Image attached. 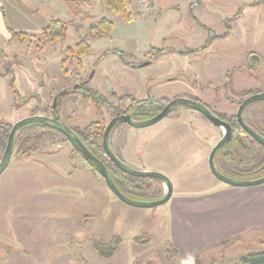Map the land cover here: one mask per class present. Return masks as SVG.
<instances>
[{"label":"rangeland","instance_id":"1","mask_svg":"<svg viewBox=\"0 0 264 264\" xmlns=\"http://www.w3.org/2000/svg\"><path fill=\"white\" fill-rule=\"evenodd\" d=\"M161 2L132 0L136 18L127 22L102 10L99 0H0V13L7 15V35H0V122L13 126L34 115L51 117L52 98L63 89L72 91L75 72L114 103L126 95L137 100L197 97L215 113L237 109L227 103L229 89H220L228 73L235 90L264 89L261 0H169L172 8L164 9ZM102 18L114 24L112 33L91 37L88 28ZM52 20L68 24L67 38L45 43L42 32ZM12 31L29 37L17 42L8 36ZM83 39L92 49L81 58V70L67 49ZM250 53L258 60L246 68ZM9 68L12 75L5 77ZM12 76L19 96L9 86ZM257 111L264 120L263 109ZM58 115L87 134L92 125L107 126L111 120L105 109L99 115L92 102L74 93L59 102ZM224 133L198 113L176 108L150 127L121 125L111 134L110 147L129 167L167 176L173 196L198 195L227 185L209 168L210 153ZM39 137L22 134L0 175V264H183L180 253H173L170 201L155 208L130 206L68 140L56 134ZM258 153L253 145L250 156ZM3 154L0 146V162ZM216 164L226 176L240 179L238 164L222 158ZM140 180L142 191L129 198L152 202L166 195L162 182ZM114 237L121 240L117 252L102 256L97 245ZM263 240L262 234L230 240L202 251L197 264H237L239 257L262 250Z\"/></svg>","mask_w":264,"mask_h":264},{"label":"trees","instance_id":"2","mask_svg":"<svg viewBox=\"0 0 264 264\" xmlns=\"http://www.w3.org/2000/svg\"><path fill=\"white\" fill-rule=\"evenodd\" d=\"M16 1L20 2L21 0H16ZM71 1H81V0H71ZM131 2L132 0H99L102 10L109 9L113 13L120 15L127 22H131L136 18L135 15H133V13L130 10ZM113 29H114V24L108 19L102 18L95 24L91 25L88 28V32L91 37H99V36L101 37V36L110 35ZM228 29L230 28L228 27ZM67 34H68V24L63 23L60 20H52L50 24L45 29H43L42 32L45 43L46 42L54 43L59 40H64L67 38ZM11 37L17 42L24 43L26 42L29 35L24 32L12 31ZM91 49H92L91 45L86 41V39H83L76 45L75 49L68 48L67 52L70 55L77 56L78 65L82 70L83 63L81 58L90 54ZM10 70L11 69L9 68L7 71L10 72ZM66 72L68 71L65 70V73ZM72 81L74 82L75 85L72 91L70 92L66 91L65 94L58 97V95L62 92L61 91L57 95L55 94L54 97L52 98V101L54 102L55 98L58 97L57 108L54 110L52 107V115L54 118H56L59 121H60L58 115L59 102L71 93L81 95L85 100L92 102L96 106L99 115H101V113L105 109L111 115V117H116L130 108V110L135 111V113H133L131 117L133 119L137 117L138 119L140 118L141 120H148L155 117L163 110V108L169 102L168 99H164V98H159V99L149 98L147 100H136L135 97L131 95H127V96L115 97V99L117 98L116 100L117 102L114 103V99L110 100L109 98L90 89L88 87V82L82 83V76L80 72H75V76L72 77ZM9 86L11 90H13V92L17 95V91L15 89L13 79L10 81ZM245 95H247V93L241 94V96H245ZM128 103H130V106L129 108L126 109ZM186 108L191 109L188 107ZM42 111L43 110H41V112ZM173 111L175 110L174 109L171 110L166 118H170L172 116ZM218 116L231 126L233 135L230 142L227 143L225 146H223L221 150L218 152L216 159L222 158L223 160L226 161V163L228 162L230 164L233 163L238 164L240 166L239 170L234 172L240 177L239 180L250 181L264 177V146L259 144L253 138H251L243 130L241 125L238 123L236 115L218 114ZM259 120H261V118H259ZM262 121L263 123L260 129L259 128L258 129L252 128V129L264 137V120L262 119L260 122ZM257 122L255 124L256 127H257ZM106 127L107 126L105 125H101V123L94 124V127L93 125L91 127L92 128L91 134H86L85 131H84L85 133H83V130H80L79 128H71V127L70 128L73 129V131H75V133L80 137V139L83 141L87 149L95 157L100 159L105 164L119 190L128 197H131L129 195L132 194L133 196H135L136 194H139L143 189L142 185H140L141 180L139 178L127 175L122 171H120L118 168L115 167V165L106 155L102 145L103 135ZM11 131H12L11 125L0 122V146L4 148V151L7 146ZM28 132H33L40 135V137L37 138V140H40L52 134H56L66 139V137L63 134L56 131L52 127L43 124H30L23 127L19 131L15 139L14 149L16 146H18L21 139V135ZM253 145H256L259 149V153L256 157L250 156V150L253 147ZM91 166L93 167V165ZM93 168L97 170L95 167ZM133 199H137V198H133ZM227 242H224L222 245H225ZM120 243L121 240L117 237H114L109 244L101 245V248L97 245V251L99 253H102V256L104 257H111L115 255V253L117 252ZM102 249L104 250L107 249L108 253H104ZM173 253H176L178 255L176 249L174 250ZM237 264H264V250L248 252L247 254L238 258Z\"/></svg>","mask_w":264,"mask_h":264},{"label":"crops","instance_id":"3","mask_svg":"<svg viewBox=\"0 0 264 264\" xmlns=\"http://www.w3.org/2000/svg\"><path fill=\"white\" fill-rule=\"evenodd\" d=\"M159 1L161 8H172L174 4L167 5L169 0ZM260 3L264 4V0ZM6 18L7 15L0 13V35H7ZM260 107L264 106L256 105L248 116L252 118L258 109H263ZM169 203L171 240L183 264H196L202 251L222 246L224 242L264 236V185L217 186L203 194H178ZM262 243L260 249L264 250V240Z\"/></svg>","mask_w":264,"mask_h":264},{"label":"water","instance_id":"4","mask_svg":"<svg viewBox=\"0 0 264 264\" xmlns=\"http://www.w3.org/2000/svg\"><path fill=\"white\" fill-rule=\"evenodd\" d=\"M65 92H61L59 96H62L65 94ZM58 97L55 98L54 104H53V109L55 110L57 108V101ZM264 101V93H260L257 95H254L248 99H246L243 104L240 106L238 113H237V119L238 123L241 125V127L245 130V132L253 138L255 141H257L259 144L264 146V137L261 136L259 133H257L255 130H253L248 124L245 123L243 120V112L244 110L251 104L256 103V102H261ZM188 107L191 108L197 112H199L201 115H203L213 126L217 128H223L225 130V133L223 137L218 141V143L214 146L212 149L210 156H209V168L212 172V174L221 182L231 186V187H236V188H246V187H256V186H261L264 185V177L255 179V180H250V181H244V180H237L230 178L226 175H224L217 167L216 165V156L218 152L221 150L223 146H225L227 143L230 142L233 132L231 126L225 122L222 121L219 117L214 115L205 105L198 101H194L189 98H176L172 101L169 102L168 105L164 107V109L155 117L148 119V120H135L131 116H119L112 121L109 122L107 125L104 135H103V148L106 153V155L109 157V159L112 161V163L115 165L116 168H118L120 171L123 173L139 178V179H144V178H150V179H156L160 182H162L166 187H167V193L166 195L157 201H152V202H143V201H138L129 198L125 194H123L117 185L115 184L108 168L105 166V164L95 157L85 146V144L82 142V140L79 138V136L71 129L69 126L64 124L63 122L57 120L54 117H47L43 115H34L28 118H24L17 123H15L12 126V131L10 133L9 139L7 146L5 148L3 157L0 162V175L6 170V168L9 166L13 152H14V144H15V139L19 133V131L30 124H43L47 125L49 127L54 128L56 131L60 132L63 134L66 139L70 142V144L73 146V148L81 154L93 167H95L98 172L102 175V177L105 180V183L109 187V189L114 193L116 197H118L122 202L134 206V207H141V208H155L157 206H161L169 202L173 196V184L171 180L157 172L153 171H139L136 169H133L126 165L123 161H121L111 150L110 147V138L111 134L114 130V128L119 125V124H128L131 127L135 129H143L146 127L153 126L166 118L169 114V112L175 108V107Z\"/></svg>","mask_w":264,"mask_h":264},{"label":"flooded vegetation","instance_id":"5","mask_svg":"<svg viewBox=\"0 0 264 264\" xmlns=\"http://www.w3.org/2000/svg\"><path fill=\"white\" fill-rule=\"evenodd\" d=\"M230 28V27H229ZM230 30V29H229ZM210 40H212V38H209V39H207V45H209V42L208 41H210ZM254 53H250L249 55H247V58H246V60H245V67L246 68H251V67H253V64L256 62V60L255 59H257V57L255 56V55H253ZM258 60V59H257ZM9 75H12V69L10 70V72H8L6 75H4L5 77H8ZM231 77H232V74H230V73H228L227 75H226V78H225V84H223V85H221V88L220 89H222V88H227V89H229V91L230 92H228L229 94H228V96H226L227 98H226V100H227V103L229 104V105H231V107H237V109H236V111H233V112H231V113H222V112H218V113H215L208 105H207V102H204V101H202L201 99H199V98H197V97H184V98H189V99H192V100H194V101H198V102H200V103H202L203 105H205L214 115H216L217 117H219L218 116V114H227V115H236V117H237V113H238V110H239V108H240V106L243 104V102L246 100V99H248V98H250V97H252V96H254V95H257V94H260V93H264V89L263 90H259V88H248V89H244V90H235L234 89V87H233V85H232V82H231ZM15 78L16 77H14V76H12V79L14 80V85H15V89H16V91H17V95H20V93L19 92H21V91H19V89L17 88V86H16V80H15ZM11 79V80H12ZM84 82H88L87 80H83L82 79V83H84ZM89 83V82H88ZM74 84V83H73ZM75 85H73V87H74ZM63 90H65V89H63ZM63 90H62V92H63ZM72 90H73V88H72ZM61 92V91H60ZM60 92H58V93H60ZM67 92H70V91H67ZM57 93V94H58ZM242 93H247V95H245V96H241V94ZM56 94V95H57ZM127 96V95H126ZM35 98H37V97H35ZM150 98H157V97H154V96H150ZM160 97H158L157 99H159ZM164 99H168L169 100V98H166V97H163ZM179 98H183V97H179ZM37 99H39V98H37ZM136 99V98H135ZM137 100V99H136ZM145 100H147V99H145ZM174 100V99H173ZM170 101H172V99L171 100H169V102ZM231 101H233V102H231ZM169 102L167 103V105L169 104ZM261 102H263V101H261ZM256 105H259V102H256V103H253V104H251V105H249L245 110H244V112H243V120L245 121V123L246 124H248L249 126H251V128H253V129H258V127L257 128H255V127H253V126H255V124H256V122L259 120V117H257V115H256V113L258 112V111H256L255 112V114H253L252 115V118H250L248 115H249V113H251L255 108V106ZM263 106H264V103L262 104ZM129 106H130V103H128L127 104V106H126V109L127 108H129ZM177 109L178 108H184V109H186V110H188V111H193V112H196V113H198L199 115H201L199 112H197V111H195V110H191V109H187L186 107H182V106H179V107H176ZM261 108H263V111H264V107H261ZM164 109V108H163ZM174 110H175V108H173ZM172 109V110H173ZM174 112L175 111H173V113H172V115H174ZM42 113H47V109H44L43 111H42ZM133 113H135V111H133V110H130V108L127 110V111H125L124 113H122V114H120V115H118V116H116V117H111V115H110V117H111V120L110 121H112L113 119H115V118H117V117H119V116H131ZM51 115H52V110H51ZM136 115V114H135ZM43 116H45L44 114H43ZM203 118H205L203 115H201ZM47 117H49V116H47ZM51 117H53V115L51 116ZM220 118V117H219ZM136 120H141L140 118L138 119L137 117L135 118ZM206 119V118H205ZM221 119V118H220ZM207 120V119H206ZM222 120V119H221ZM238 120V119H237ZM61 121V120H60ZM222 121H224V120H222ZM226 122V121H225ZM109 124V123H108ZM121 125H123V124H119V125H117L115 128H114V130H113V132H112V134L113 133H115L119 128H120V126ZM124 125H127V126H130V125H128V124H124ZM253 125V126H252ZM131 127V126H130ZM244 130V129H243ZM245 131V130H244ZM86 132V131H85ZM84 131H83V133H85ZM87 134V133H86ZM80 138V137H79ZM83 142V141H82ZM75 150V149H74ZM76 151V150H75ZM77 152V151H76ZM78 153V152H77ZM79 154V153H78ZM81 157H83L81 154H79ZM83 159L85 160V161H87L84 157H83ZM88 162V161H87ZM89 163V162H88ZM90 164V163H89ZM92 167V166H91Z\"/></svg>","mask_w":264,"mask_h":264}]
</instances>
